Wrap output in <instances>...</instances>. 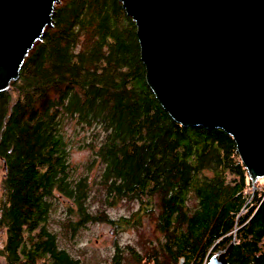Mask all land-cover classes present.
Here are the masks:
<instances>
[{"label": "trees", "instance_id": "trees-1", "mask_svg": "<svg viewBox=\"0 0 264 264\" xmlns=\"http://www.w3.org/2000/svg\"><path fill=\"white\" fill-rule=\"evenodd\" d=\"M76 145L90 154L82 172ZM61 202L72 229L150 226L147 248L114 244L109 264H206L229 246L228 264H264V187L229 134L161 107L118 0H60L0 92L3 264H82L48 225ZM119 203L137 207L112 218Z\"/></svg>", "mask_w": 264, "mask_h": 264}, {"label": "water", "instance_id": "water-1", "mask_svg": "<svg viewBox=\"0 0 264 264\" xmlns=\"http://www.w3.org/2000/svg\"><path fill=\"white\" fill-rule=\"evenodd\" d=\"M145 79L184 127L223 130L252 183L264 177V0H118ZM60 0H0V92L51 26ZM231 246L206 264H228Z\"/></svg>", "mask_w": 264, "mask_h": 264}, {"label": "rangeland", "instance_id": "rangeland-1", "mask_svg": "<svg viewBox=\"0 0 264 264\" xmlns=\"http://www.w3.org/2000/svg\"><path fill=\"white\" fill-rule=\"evenodd\" d=\"M71 159L82 172L90 160V154L86 149H81L76 145L72 149ZM256 182L259 188L264 187V177ZM136 207L134 203H119L107 209V212L112 218H118L129 216ZM67 215L65 202L57 204L50 213L48 225L56 233L59 246L66 249L73 257L78 258L82 264H109L114 254V244L121 247L131 245L141 250L154 241L151 228L147 225L140 232L127 229L115 233L109 225L100 223H88L84 227L72 229L66 225ZM3 241L4 234L0 233V248ZM0 263L3 264L1 259Z\"/></svg>", "mask_w": 264, "mask_h": 264}]
</instances>
